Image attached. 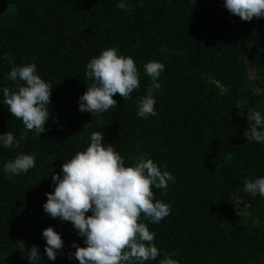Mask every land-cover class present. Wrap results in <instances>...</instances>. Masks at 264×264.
<instances>
[{
    "label": "trees",
    "instance_id": "trees-1",
    "mask_svg": "<svg viewBox=\"0 0 264 264\" xmlns=\"http://www.w3.org/2000/svg\"><path fill=\"white\" fill-rule=\"evenodd\" d=\"M0 0V87L15 89L7 78L11 62L35 63L37 74L53 85L50 116L40 137L28 133L18 148L0 147V264H79L73 242L84 247L71 222L43 210L53 191V174L83 151L92 132H103L131 166L150 158L175 182L152 188L170 205L160 223L144 220L154 232L161 256L179 264H264V197L244 190L243 180L264 176V142L245 131L256 111L264 112V19L242 21L223 0ZM117 48L131 57L140 86L100 115L79 110L87 90L86 63L102 50ZM5 55L8 59L5 60ZM150 61L164 64L155 92L156 115H136V102L151 80ZM0 94V134L24 133ZM19 154L35 158L20 175L3 164ZM91 215V213H86ZM53 227L64 241L55 261L44 254L42 230Z\"/></svg>",
    "mask_w": 264,
    "mask_h": 264
},
{
    "label": "clouds",
    "instance_id": "clouds-1",
    "mask_svg": "<svg viewBox=\"0 0 264 264\" xmlns=\"http://www.w3.org/2000/svg\"><path fill=\"white\" fill-rule=\"evenodd\" d=\"M223 6L242 21L264 19V0H223ZM117 7L128 11L134 5L120 0ZM85 67L84 76L89 83L78 99L82 112L100 115L116 107L114 94L119 93L124 100H129L140 86L134 60L120 54L117 48L102 50ZM163 70L164 64L157 61L144 65L151 83L146 94L136 102L138 118L157 114L155 92L161 87L158 78ZM7 78L16 87H0L3 103L12 116L22 121L25 131L19 140L11 132L0 134V147L18 148L20 140L27 139L29 132L40 137L46 131L53 85L37 74L35 63L17 65L11 62ZM250 120L246 139L264 142V112H254ZM34 167L33 155L19 154L3 164V171L20 175ZM61 173L51 177L54 188L45 193L43 210L52 218L71 222L77 234L83 237L85 246L73 242L71 247L75 251L69 258L74 257L79 264H146L161 256L154 243L156 234L143 221L158 224L170 214V205L156 199L152 191L153 187L166 191L168 183L175 182L170 172L162 171L150 158L125 166L124 159L111 143L104 142L103 132H92L88 146L64 161ZM243 186L250 195L264 197V176L254 180L245 178ZM89 212L91 215H86ZM42 237L46 241L44 254L55 261L64 247L61 235L49 226L42 230ZM29 250V264H32L41 255L37 246ZM172 256L164 253L158 264H179Z\"/></svg>",
    "mask_w": 264,
    "mask_h": 264
}]
</instances>
